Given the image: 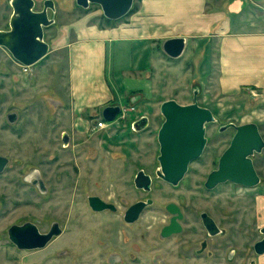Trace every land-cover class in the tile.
I'll use <instances>...</instances> for the list:
<instances>
[{"label": "rangeland", "instance_id": "374dc122", "mask_svg": "<svg viewBox=\"0 0 264 264\" xmlns=\"http://www.w3.org/2000/svg\"><path fill=\"white\" fill-rule=\"evenodd\" d=\"M56 1L60 4L58 24L49 29V38L72 21L65 12L70 9L75 10L73 15L78 18L97 15L93 21L111 24L99 5L92 4L85 10L76 0ZM42 8L43 4L38 3L36 10ZM10 12L8 3L0 8L4 27ZM56 60L54 55L37 66L24 67L7 49L0 48V154L10 159L0 175V190L13 191L11 203L3 195L0 201L18 208V221L39 220L42 229L47 228L49 220L61 221L65 232L52 247L65 249L66 255L51 254L46 264H107L106 252H101L103 246H97L99 228L106 226L104 230L110 231L107 227L112 224L123 227L122 215L94 213L88 204L91 195L117 204L121 212L138 199H153L140 222L131 228L130 237L140 239L142 245L140 251L131 252L130 264H149L157 257L155 241L160 227L168 221L165 207L170 202L181 204L192 222H199L200 212L206 211L229 230L230 238H254L257 226L264 225V184L244 188L227 183L207 191L204 183L218 168L220 157L234 137L236 131L228 124L256 123L264 138V95L252 89L242 90V95L220 92L200 77L191 79L189 64L167 58L159 70H148L146 80L144 76L138 78V74L133 78L129 73L118 79L112 103H117L122 113L116 121L100 127L99 123L104 121L102 107L96 111L76 108L74 111L65 98L58 107L51 100L57 99L58 91L62 92L59 82H64L61 74L65 62L53 64ZM132 60L136 56L115 52L110 58L111 68L117 73L119 67L128 66ZM196 85L201 87L199 105L211 109L217 119L207 126L208 143L203 155L192 164L178 188L157 177L150 193L138 191L134 187L135 174L143 169L157 176L160 167L158 135L165 122L162 104L168 100L183 105L193 103ZM134 95L139 99L133 104ZM11 114L17 115L14 123L9 121ZM143 116L148 118V126L136 130L133 123ZM253 158L258 174L264 179V151ZM33 178L39 180V186L31 183ZM43 187L63 191L59 198L56 195L48 203L47 198L37 194ZM164 244L169 246V241ZM30 256L31 253L19 254V264H38L42 260Z\"/></svg>", "mask_w": 264, "mask_h": 264}, {"label": "crops", "instance_id": "0c3cea01", "mask_svg": "<svg viewBox=\"0 0 264 264\" xmlns=\"http://www.w3.org/2000/svg\"><path fill=\"white\" fill-rule=\"evenodd\" d=\"M25 1L0 0V8L7 3L11 7L6 27L0 21V32L11 30L13 5ZM32 1L37 11L38 3L47 0ZM53 1L55 12L50 8L53 15L48 16L54 23L44 37L48 52L33 66L54 55L57 60L53 64L65 62L61 74L64 82H59L62 92L56 93L57 99H51L57 107L65 98L74 111L102 107L103 113L106 107L118 106L112 100L116 99L114 91L124 73L133 78L138 74V78L144 76L146 80L148 70H159L167 58L189 64L191 79L200 77L220 92L242 95V90L252 89L264 95V0H135L129 15L106 25L93 21L97 15L78 18L70 9L65 12L72 21L49 38V29L58 24L60 4ZM176 38L184 39V50L179 57H170L164 45ZM115 52L136 56V60L119 67L116 73L110 62ZM194 87L201 93L199 85Z\"/></svg>", "mask_w": 264, "mask_h": 264}, {"label": "water", "instance_id": "95a60500", "mask_svg": "<svg viewBox=\"0 0 264 264\" xmlns=\"http://www.w3.org/2000/svg\"><path fill=\"white\" fill-rule=\"evenodd\" d=\"M48 3H51V8L55 12L53 0H47L43 11L40 12L34 10L35 3L32 0L21 2L19 5L14 4L15 15L11 20V30L0 32V47H6L15 59L28 67L38 63L48 52V44L44 41V28L54 23L49 21ZM76 3L84 9H89L92 4L99 5L107 19L118 21L131 13L135 0H76ZM184 46V39H170L165 43L164 50L170 57H179ZM198 93L199 90H195L194 102L191 104L183 105L176 100H168L161 106L165 122L158 135L160 143L158 175L174 185H178L184 178L190 164L203 155L208 143L207 126L217 121L211 109L199 105ZM137 99L139 98L134 97L132 103L134 104ZM121 113L120 106H109L104 109L103 118L111 123L116 121ZM16 118V114H11L9 121L14 123ZM133 125L136 130L144 129L148 126V118L143 116ZM228 126L233 127L236 133L230 146L220 157L218 168L209 175L206 187L212 190L227 182L248 188L256 187L261 182V178L253 157L264 151V138L259 125L230 123ZM8 163L9 159L0 154V173L4 171ZM136 184L139 188L150 190L151 177L141 171ZM89 201L90 205L98 211L114 209L112 204L98 196L91 197ZM145 206V203H139L133 207L132 221L139 216ZM173 207L174 205H170L169 209L175 213ZM175 221L176 218L172 220V225ZM19 234L23 232H18L14 241L23 249L41 248L52 238V235L45 236L40 244H29ZM257 250L259 253L264 252V240L258 243Z\"/></svg>", "mask_w": 264, "mask_h": 264}, {"label": "flooded vegetation", "instance_id": "af4514ba", "mask_svg": "<svg viewBox=\"0 0 264 264\" xmlns=\"http://www.w3.org/2000/svg\"><path fill=\"white\" fill-rule=\"evenodd\" d=\"M47 5H49L48 15H50L51 12V16H52V10L50 9L51 3H48ZM43 9H44V4H43V8L37 10V12L43 11ZM47 28L48 27H45L44 31H46ZM104 121L107 124H109L105 119ZM199 160L200 158L193 161L190 164L187 174L184 176V178L180 181L178 185H174L165 181L164 179L159 177L158 172H157V176H154L152 174L146 173L143 169H141L135 174L134 187L140 192L150 193L153 190L156 180H158L159 178V180L163 181L164 183L174 188H178L185 180V178L188 176L192 164L196 163ZM159 165H160V161H159ZM218 166H219V161H218ZM141 171H144L146 175L151 177L150 190L139 188L136 184V179L138 178V175ZM3 172H1L0 175ZM207 179L205 180L204 183V188L207 191H212L217 187H219L220 185H222L220 184L216 188L210 190L206 187ZM263 180L264 179L261 178V182L256 187H258L261 184H264ZM37 181L39 180L33 178L31 180V183L35 186H39V182ZM35 182H37V184H35ZM227 183L235 184L232 182H227ZM244 188H248V187H244ZM62 191L63 190L58 191V190H53L49 187H43V189L37 194L39 195V197L47 198L46 200L48 203H52V198L55 197L56 195L59 198L60 194H62ZM12 194L13 191L0 190V195H3V197L7 198L8 199L7 202L9 203H11V200L9 201V199L13 197L11 196ZM32 196L35 197L36 195L33 193ZM95 196L97 195H91L88 197L89 207L94 213L103 214L108 212L111 213L112 215H118L121 213L122 215L121 219L123 222V227H121V225L117 226V224H112L110 225L111 227H107V229H112L110 231L104 230L106 226L99 228L100 239L98 240L97 246L100 247L103 246V248H101V252L102 253L106 252L105 255H107L108 258L106 262L107 264H130L131 252L134 250L140 251L142 245L140 239L136 241L137 239H132L130 237L131 228L132 226L137 225L140 222L145 211L154 203L153 199L151 198H147L145 200L138 199L132 204L126 205L124 207L125 210L121 212L120 207L117 204L113 202H107L103 198L98 196L105 202L112 204L114 206V209H105L102 211H98L95 210L90 205V201H89L91 197H95ZM149 201H151V203H149ZM139 203H145L146 206L141 211L139 216L134 221H132L134 217L133 216L134 212L132 211V209L135 205ZM170 205H174L172 209L173 211H175V213H173L169 209ZM14 207L15 206L10 207V205L4 204V202L2 203L0 201V264H19L18 256L19 254L22 253H31L32 256L30 257L31 259L33 258V260L34 257L37 259L42 257L41 258L42 260L38 264L48 263L50 261L51 254L57 253L60 257H64L66 255L65 249H60V247H58L59 249H56L52 247V245L59 238H61L65 232L61 221L55 218L49 220L47 223V228L42 229L39 220L18 221V216H17L18 208L17 207L14 208ZM50 209H51V205L48 206V210ZM165 210L168 214V221H166V223L162 225L159 229L155 241L156 242L155 251L157 252V255L155 256L157 257L152 259V261L149 264H264V252L259 253L257 250L258 243L264 240V232H263L264 225L261 227L257 226V228L255 229V234L253 233L254 238L251 239L246 238L244 240H242V238H237L238 239L237 240L236 238L235 239L230 238L229 230L226 227L221 226V224H218L210 214L206 213V211L200 212L199 222L198 221L192 222L188 219L182 205L179 204L178 202H170L169 204L166 205ZM54 212L51 213L54 214ZM174 218H176V221L172 225V220ZM20 231L23 232V234L21 235L19 234L20 237L25 238V240H27L29 244L30 243L40 244L43 241L42 240L43 237L45 236L52 235V238L45 246L41 248L23 249L20 248V246L14 241L16 234H18V232ZM58 232L59 234H56ZM133 240L135 241L133 242ZM105 241H110V243L106 244ZM115 241L118 244H116ZM167 241H169V246L166 247L164 246L165 245L164 243ZM162 246H164V248H162ZM37 253L39 255H37ZM33 260L32 263H35V261ZM137 261H138L137 259H133L134 263H137Z\"/></svg>", "mask_w": 264, "mask_h": 264}, {"label": "built area", "instance_id": "2783aa9c", "mask_svg": "<svg viewBox=\"0 0 264 264\" xmlns=\"http://www.w3.org/2000/svg\"><path fill=\"white\" fill-rule=\"evenodd\" d=\"M105 125H107V123L105 121H102V122L99 123L100 127H104Z\"/></svg>", "mask_w": 264, "mask_h": 264}, {"label": "trees", "instance_id": "16d2710c", "mask_svg": "<svg viewBox=\"0 0 264 264\" xmlns=\"http://www.w3.org/2000/svg\"><path fill=\"white\" fill-rule=\"evenodd\" d=\"M106 20H107L108 22H113V21H111V20H109V19H107V18H106Z\"/></svg>", "mask_w": 264, "mask_h": 264}]
</instances>
